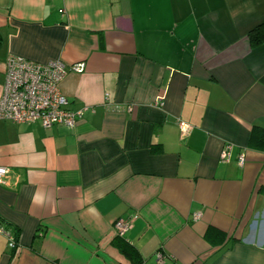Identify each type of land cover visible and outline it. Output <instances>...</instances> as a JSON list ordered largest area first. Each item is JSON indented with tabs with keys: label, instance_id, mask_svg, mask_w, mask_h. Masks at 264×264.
I'll use <instances>...</instances> for the list:
<instances>
[{
	"label": "crops",
	"instance_id": "0c3cea01",
	"mask_svg": "<svg viewBox=\"0 0 264 264\" xmlns=\"http://www.w3.org/2000/svg\"><path fill=\"white\" fill-rule=\"evenodd\" d=\"M257 33L264 0H0V94L9 56L82 62L60 89L86 107L0 119V264H264Z\"/></svg>",
	"mask_w": 264,
	"mask_h": 264
},
{
	"label": "built area",
	"instance_id": "2783aa9c",
	"mask_svg": "<svg viewBox=\"0 0 264 264\" xmlns=\"http://www.w3.org/2000/svg\"><path fill=\"white\" fill-rule=\"evenodd\" d=\"M84 64L76 62L66 65L60 60L46 63L35 62L21 56H9L5 62L4 83L0 94V119L12 122L39 121L45 127L61 125L74 127L77 118L86 107L71 110L60 89V81L67 71L83 72ZM181 132L189 131L190 125L178 122ZM229 146L221 154L223 160L229 156ZM243 163V155L237 159ZM8 173V168L0 166V180ZM131 218H119L114 223L116 235L123 237L131 227ZM7 236L9 247L16 252L17 246L9 231L0 226Z\"/></svg>",
	"mask_w": 264,
	"mask_h": 264
},
{
	"label": "trees",
	"instance_id": "16d2710c",
	"mask_svg": "<svg viewBox=\"0 0 264 264\" xmlns=\"http://www.w3.org/2000/svg\"><path fill=\"white\" fill-rule=\"evenodd\" d=\"M256 33V32H255ZM255 42H260L264 39L260 38V36L258 35V33L256 34V36H253ZM0 43H1V38H0ZM0 226L6 230V231H9V229L7 228V226L5 224H3L1 221H0ZM10 232V231H9ZM11 234V233H10Z\"/></svg>",
	"mask_w": 264,
	"mask_h": 264
}]
</instances>
